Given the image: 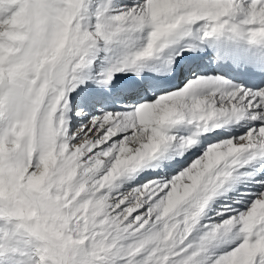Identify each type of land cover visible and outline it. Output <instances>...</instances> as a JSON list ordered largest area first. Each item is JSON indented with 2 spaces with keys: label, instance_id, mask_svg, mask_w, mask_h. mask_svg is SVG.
Instances as JSON below:
<instances>
[{
  "label": "snow or ice",
  "instance_id": "1",
  "mask_svg": "<svg viewBox=\"0 0 264 264\" xmlns=\"http://www.w3.org/2000/svg\"><path fill=\"white\" fill-rule=\"evenodd\" d=\"M0 264H264V0H0Z\"/></svg>",
  "mask_w": 264,
  "mask_h": 264
}]
</instances>
